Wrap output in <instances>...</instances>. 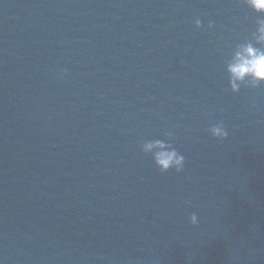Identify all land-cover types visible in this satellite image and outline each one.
Wrapping results in <instances>:
<instances>
[{"label": "water", "instance_id": "95a60500", "mask_svg": "<svg viewBox=\"0 0 264 264\" xmlns=\"http://www.w3.org/2000/svg\"><path fill=\"white\" fill-rule=\"evenodd\" d=\"M261 15L0 0V261L264 264V82L233 91L227 71ZM155 140L181 169L143 150Z\"/></svg>", "mask_w": 264, "mask_h": 264}, {"label": "clouds", "instance_id": "9594fccd", "mask_svg": "<svg viewBox=\"0 0 264 264\" xmlns=\"http://www.w3.org/2000/svg\"><path fill=\"white\" fill-rule=\"evenodd\" d=\"M244 3L255 12L264 14V0H244ZM197 28L201 26L199 18L194 20ZM212 21H209V27ZM227 71L230 74L229 83L233 91L239 90L241 83L251 82L253 86L264 82V15L257 17L255 29L250 32V38L235 46L231 60L227 65ZM67 74L66 68H60L57 72V79H63ZM210 132L216 137H226L227 131L220 125L211 127ZM168 146L159 140L149 141L143 144L145 152H152L154 149V157L157 165L162 170L175 167L181 169L184 164V157L175 149L167 150ZM189 221L193 225L198 224V216L192 213ZM0 264H3L0 261Z\"/></svg>", "mask_w": 264, "mask_h": 264}]
</instances>
